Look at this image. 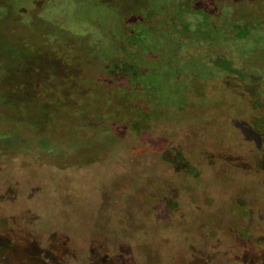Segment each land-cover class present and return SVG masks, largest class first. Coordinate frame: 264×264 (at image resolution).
<instances>
[{"label":"rangeland","instance_id":"obj_1","mask_svg":"<svg viewBox=\"0 0 264 264\" xmlns=\"http://www.w3.org/2000/svg\"><path fill=\"white\" fill-rule=\"evenodd\" d=\"M112 1L129 14L148 3ZM204 2L196 9L234 18L264 11V0ZM19 6L26 16L15 14ZM73 8L12 0L10 15L0 17V264H264V131L254 107L260 74L237 90L252 102L239 106L233 123L192 103L178 113L156 104L128 121L100 66L83 67L85 81L68 78L81 60L96 58L57 52L73 42L78 52L89 48L74 38L83 27L61 18ZM57 21L63 25L54 35ZM227 23L219 18L213 29L218 48L239 71L257 67L256 54L244 59L228 42L240 29L224 32Z\"/></svg>","mask_w":264,"mask_h":264},{"label":"trees","instance_id":"obj_2","mask_svg":"<svg viewBox=\"0 0 264 264\" xmlns=\"http://www.w3.org/2000/svg\"><path fill=\"white\" fill-rule=\"evenodd\" d=\"M11 1L0 0V7L5 11L0 17L10 15ZM33 1L34 6L39 4L43 9L44 2L52 0ZM57 1H60V4L66 1L74 5V13L71 15L68 9H65L64 13L61 12V18L65 21L75 20L82 26V35L77 32L74 38L79 41L81 37L89 46L85 48L87 52H78V45L73 42L69 47H64L66 50L60 48L57 52L63 55L76 51L84 58L87 54L96 55L91 63L84 59L81 62L85 65L77 63L76 73L72 72L68 78L76 75L78 81H85L82 68L89 65L100 66L107 75L109 74V95L113 103L122 104V108L128 113V121H134V116H137V112L142 108L154 107L156 104L173 105L178 113L192 103L204 104L205 108L218 111L219 115H215V120L219 116H226L233 123L241 112L239 106H248L252 102L251 93L244 91L240 94L237 90L249 87L247 82L258 72L262 85L257 89L254 107L258 110L260 121L255 124L258 130L264 131V60H260V56L264 57V11L242 19L237 16L234 18L232 11L223 13L218 10L219 12L215 13L206 8L200 12L196 10L194 0H190V5L186 4L185 0H147L148 3L141 12L129 14L118 10L120 5L112 0ZM21 10L24 13H21ZM25 11L19 6L15 14L26 16ZM219 18L228 22L223 27L224 32L228 30V33H234L240 29L237 36L231 34L228 42L232 39L231 43L236 44V49L245 56L244 59L256 54L259 60L255 63L257 67L249 66L239 71L236 63L226 58V47L218 48L220 46L217 43H220V40H216L213 29ZM155 19L159 20L157 24ZM89 23L97 28L98 38L91 36L87 30ZM53 24L52 34L55 35V31L61 30L63 23L57 21ZM241 26L243 27L239 28ZM202 30L205 36L200 38ZM66 35L74 36L69 32ZM223 35L222 40L225 39L226 33ZM61 39L63 38L56 35L52 41L58 45L63 42ZM202 47L205 49L203 58L198 56ZM63 64L64 68L68 67V63ZM114 76H122L123 80L125 78V84L111 80ZM223 82L226 85H223ZM82 90L84 89L79 86V98L86 95ZM49 93L53 95L52 91ZM64 97L66 103L74 102L71 98ZM222 111L225 114H222ZM174 182L177 183V180ZM23 240V237L16 236L14 242L25 245L26 241Z\"/></svg>","mask_w":264,"mask_h":264},{"label":"flooded vegetation","instance_id":"obj_3","mask_svg":"<svg viewBox=\"0 0 264 264\" xmlns=\"http://www.w3.org/2000/svg\"><path fill=\"white\" fill-rule=\"evenodd\" d=\"M205 0H194V5L195 6H197L198 4H200V3H202V2H204ZM206 1H208V0H206ZM185 2H186V4H189L190 5V0H185ZM196 2V3H195ZM204 3H206V2H204ZM214 2H211V4H213ZM188 8H190V7H188ZM207 8V7H206ZM206 8L204 9V10H201V9H196V10H198V11H200V12H203V11H205L206 10Z\"/></svg>","mask_w":264,"mask_h":264}]
</instances>
